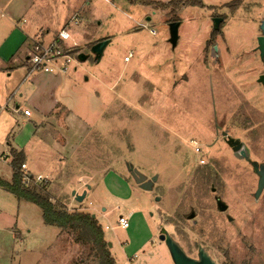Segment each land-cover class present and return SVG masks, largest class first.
Masks as SVG:
<instances>
[{
	"label": "rangeland",
	"instance_id": "1",
	"mask_svg": "<svg viewBox=\"0 0 264 264\" xmlns=\"http://www.w3.org/2000/svg\"><path fill=\"white\" fill-rule=\"evenodd\" d=\"M136 1L32 0L27 17L36 38L48 42L66 28L74 61L67 74L51 76L56 84L44 73L27 76L22 97L0 114V177L12 180L8 146H24L27 171L44 177L38 183L54 203L96 214L117 264H174L159 239L162 228L191 257L202 246L216 264H264V191L254 196L259 177L251 164L264 163V60L257 49L264 0ZM1 14L11 16L4 7ZM215 17L224 18L218 31ZM175 20L181 25L173 47ZM41 27L50 30L45 39ZM102 39L111 42L96 61L91 48ZM19 73L18 83L28 68ZM47 97L70 106V131L60 127V108L57 131H20L23 117L9 112L15 101L45 109ZM127 164L158 177L151 191ZM73 191L87 195L78 202ZM120 214L129 217L128 228L119 225ZM76 237L47 226L37 205L0 187V264H98Z\"/></svg>",
	"mask_w": 264,
	"mask_h": 264
},
{
	"label": "crops",
	"instance_id": "2",
	"mask_svg": "<svg viewBox=\"0 0 264 264\" xmlns=\"http://www.w3.org/2000/svg\"><path fill=\"white\" fill-rule=\"evenodd\" d=\"M31 2L32 0H0V8L3 7L7 8V11H9V13L11 14L9 19H3L2 14L0 15V114H2V112L5 111V109H7L6 107L4 108V106L6 104L9 105L8 102L13 100L17 96L22 97L23 94L21 93L20 90L23 86V82L25 81L26 77L29 76L30 74L32 75L33 72L44 73L43 75H45L46 78H48L49 80L48 83L49 85H52L53 83L56 84V81H53L51 76H53V74L57 72L32 71L28 67V62H27L29 54L26 53L25 59L23 58L21 59L20 56L21 49L24 47L25 44L30 43L29 46H31L33 40L39 39L40 37L39 36L36 38V36L34 35L35 32L29 23V17H27L28 16L27 12L31 8ZM75 16L77 15H74L72 17V20ZM63 29L67 30L66 28ZM39 31L41 33L40 34L41 38L48 36L50 32V30L43 27H41ZM58 35L59 33L55 35L53 40L45 43H49L58 39ZM60 42L63 43L65 46L67 44L66 41L60 40ZM23 65L24 67L26 66L28 68L29 73L25 77H23V79L18 83L19 81L18 77L20 76L19 72L20 70L23 69ZM67 73H62V74L65 75ZM46 101H47V105L45 109H43V106H39V105L33 106V108L29 105H25L24 108H22L21 103L19 101H15L16 102L15 110L11 109L9 112L16 114L18 117L19 116L23 117L24 124L26 126L24 128L22 127L21 129V124H19L18 122L19 130L21 129L20 131H35L34 135L35 133H39L41 131H57L55 125L58 124L59 116L56 115V113H58L59 108L60 110L63 109L64 111L63 113L64 124L63 126L60 127L62 131H70L68 126V119H69V115L71 114L70 106H68L67 103H64V101H58L56 99L54 101H50L49 97H47ZM2 103L5 104L2 105ZM24 109L30 110L31 114L26 115L24 113ZM10 118H13V116ZM52 124L54 125L52 126ZM8 147L11 148V153H12V149L23 151L25 155L24 163H28L27 153L24 146L21 150L14 147L13 145ZM110 173L111 172H109L106 175V177L107 176L112 177V174ZM29 174L33 175V173H31L30 171ZM131 214L133 213L130 211L128 216H130ZM120 215H124V214H120Z\"/></svg>",
	"mask_w": 264,
	"mask_h": 264
},
{
	"label": "trees",
	"instance_id": "3",
	"mask_svg": "<svg viewBox=\"0 0 264 264\" xmlns=\"http://www.w3.org/2000/svg\"><path fill=\"white\" fill-rule=\"evenodd\" d=\"M136 3V0H130ZM193 5L202 4L201 0H192ZM143 4H151L150 0H143ZM218 31V30H215ZM13 176L11 181L0 178V187L14 194L19 200H24L37 205L42 212L43 220L48 226H55L61 231L74 232L77 234L76 241L88 245L89 248L98 257V264H117L112 256L108 242L102 226L97 218L92 217V213L84 211L70 212L63 206L54 203L51 198L46 195V184L36 182L31 175L30 184H26L23 180L24 172L22 164L25 155L23 151L12 149Z\"/></svg>",
	"mask_w": 264,
	"mask_h": 264
},
{
	"label": "water",
	"instance_id": "4",
	"mask_svg": "<svg viewBox=\"0 0 264 264\" xmlns=\"http://www.w3.org/2000/svg\"><path fill=\"white\" fill-rule=\"evenodd\" d=\"M223 17H215L213 19V26L215 30H219L221 23L223 22ZM181 21L175 20L169 23V42L173 47H176L179 39V27ZM111 42V39H104L95 43L91 48V53L94 54L96 61H100L104 55V51L107 45ZM257 49L260 52L261 58L264 60V20L261 22V35L258 37V47ZM88 58V55L85 53L79 54V59L85 60ZM259 82L262 83L264 87V74L260 75ZM224 135H227L224 133ZM227 143L235 150H240L243 147V143L239 139L233 137H227ZM254 171L258 175V186L255 192V197L258 199L259 196L264 191V163L251 162ZM130 174L134 178L135 182L144 190L151 191L154 187V184L157 180V176L148 178L147 175L139 171L132 164H127ZM90 189V185H88ZM214 191V189H213ZM87 191H84L83 194H77L76 191H73V196L78 202H82L86 197ZM159 199V198H158ZM217 208L221 212H226L228 210V205L220 198L216 197ZM93 218H96V214H92ZM195 214L190 213L188 218L194 219ZM159 239L167 245L171 258L174 264H216V261L212 258L210 253L202 246L199 247L197 258L189 256L181 244L165 229L162 228L159 233ZM110 243L108 244V246Z\"/></svg>",
	"mask_w": 264,
	"mask_h": 264
},
{
	"label": "built area",
	"instance_id": "5",
	"mask_svg": "<svg viewBox=\"0 0 264 264\" xmlns=\"http://www.w3.org/2000/svg\"><path fill=\"white\" fill-rule=\"evenodd\" d=\"M75 22L76 16L73 18ZM71 34L69 31L63 29L59 32L58 39L45 43L40 39L33 40L31 44V53L28 56L27 62L28 67L32 71H46V72H57V73H67L71 64L74 61L73 54L65 48V45L60 42L70 40ZM131 55V54H130ZM126 59H129L128 57ZM8 108L6 104L4 108ZM24 113L26 115H30L31 112L28 109H24ZM196 151H200V145L196 141L193 142ZM203 162V161H202ZM22 171L24 172L23 180L26 184H30L31 182V174L27 171V164H22ZM36 182H47L44 177L38 175L33 176ZM119 225L123 228H128L130 226L129 217L125 215L119 216Z\"/></svg>",
	"mask_w": 264,
	"mask_h": 264
},
{
	"label": "flooded vegetation",
	"instance_id": "6",
	"mask_svg": "<svg viewBox=\"0 0 264 264\" xmlns=\"http://www.w3.org/2000/svg\"><path fill=\"white\" fill-rule=\"evenodd\" d=\"M103 40V39H102ZM97 42H99V41H97ZM198 250H199V248H198Z\"/></svg>",
	"mask_w": 264,
	"mask_h": 264
}]
</instances>
